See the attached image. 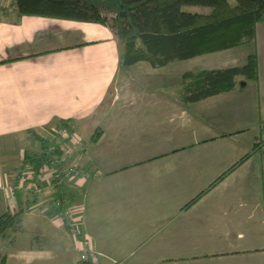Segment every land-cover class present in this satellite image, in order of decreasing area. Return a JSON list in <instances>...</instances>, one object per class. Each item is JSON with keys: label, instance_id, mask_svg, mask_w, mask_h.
<instances>
[{"label": "crops", "instance_id": "0c3cea01", "mask_svg": "<svg viewBox=\"0 0 264 264\" xmlns=\"http://www.w3.org/2000/svg\"><path fill=\"white\" fill-rule=\"evenodd\" d=\"M1 15L0 216L23 213L0 239V264H82L85 239L89 264H264V146L187 206L264 138V23L255 42L215 54L240 60L202 69L254 53L258 80L185 106V72L169 86L140 63L123 68L105 26L17 18L13 7ZM53 127L80 147L54 146L60 169L92 177L12 190L24 160L43 151L35 138L48 146ZM59 198L77 211L73 229L57 216Z\"/></svg>", "mask_w": 264, "mask_h": 264}, {"label": "trees", "instance_id": "16d2710c", "mask_svg": "<svg viewBox=\"0 0 264 264\" xmlns=\"http://www.w3.org/2000/svg\"><path fill=\"white\" fill-rule=\"evenodd\" d=\"M234 1L235 5L230 6L227 0H14L13 11L17 18L37 17L105 26L118 40L123 68L146 63L153 69H161L174 62L255 42L257 25L264 23V0ZM184 7L209 8L210 12L191 13L184 11ZM238 79L258 80L256 54L248 55L240 66L183 73L178 99L187 106L230 92L238 86ZM262 126L264 128V124ZM99 136L100 132H96L91 142L95 143ZM35 139L43 151L27 157L22 165L36 167L49 162L56 154L50 153L47 143ZM263 146L264 138L187 206L198 201ZM22 213L20 209L13 215L0 216V239L17 225Z\"/></svg>", "mask_w": 264, "mask_h": 264}, {"label": "built area", "instance_id": "2783aa9c", "mask_svg": "<svg viewBox=\"0 0 264 264\" xmlns=\"http://www.w3.org/2000/svg\"><path fill=\"white\" fill-rule=\"evenodd\" d=\"M52 139L67 138L70 137L66 130L57 127L51 134ZM77 139L76 136H73ZM78 140V139H77ZM95 176V174L93 175ZM91 175L81 172L77 168H67L65 170L60 169L59 160L55 157H51L50 161L43 163L39 166L22 165L18 173L15 186L12 190H24L31 194H39L42 191L43 186L59 185L65 181H71L73 179L87 180ZM56 209L57 216L64 219L68 226L76 224L78 220L77 211H74L73 207L69 204L68 200L57 199L53 205ZM80 261L83 263H89L90 259L94 257V252L90 248V242L88 240L80 241Z\"/></svg>", "mask_w": 264, "mask_h": 264}, {"label": "rangeland", "instance_id": "374dc122", "mask_svg": "<svg viewBox=\"0 0 264 264\" xmlns=\"http://www.w3.org/2000/svg\"><path fill=\"white\" fill-rule=\"evenodd\" d=\"M228 3L230 4V6H234L235 5V1L234 0H227ZM14 5V0H0V16L1 12L4 11L6 12V10L10 9L11 7H13ZM184 11L187 12H191V13H199V14H208L210 12L209 8H202V7H184L183 8ZM240 51V50H239ZM241 52H227V54H225L224 56H218V55H208V56H203L201 58H196L194 60H190L187 62H174L170 65H168L166 68L162 69V70H153L148 64L146 63H140L139 68H144L147 70V72H144L145 75L147 74V77L151 78L152 76H154V78H157L159 81H162L163 84H167L169 86L174 85L175 80L177 78V74L179 72H186V71H193L196 72L198 70H202L205 68H212L213 66H225L226 64H229V62L238 59L240 60V58L242 57V55H240ZM153 71V72H151ZM153 78V79H154ZM55 127H53L52 130H50L49 132L53 133V130ZM69 135L70 138L69 139H65V140H60V139H49L48 141V146H49V151L50 153H55V147L58 148V151H62L59 152L60 154H63V151H65V154L67 155V153H71L72 149L74 151H77L80 147L79 146H74L73 143L75 141V139H73V135L72 133L69 131ZM75 134H77L80 138H82V135H80L78 131H74ZM50 142V144H49ZM71 151V152H70ZM1 157V156H0ZM52 157H55L54 155H52ZM58 159V157H55ZM64 163V162H63ZM20 164V161H16L13 167H17ZM18 168V167H17ZM20 169L18 170L19 173Z\"/></svg>", "mask_w": 264, "mask_h": 264}]
</instances>
